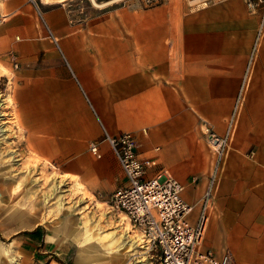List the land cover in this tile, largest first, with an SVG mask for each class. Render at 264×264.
<instances>
[{"label": "crops", "instance_id": "obj_1", "mask_svg": "<svg viewBox=\"0 0 264 264\" xmlns=\"http://www.w3.org/2000/svg\"><path fill=\"white\" fill-rule=\"evenodd\" d=\"M260 21L244 0H1L0 78L11 66L23 151L107 202L124 176L101 123L130 131L197 208L212 159L206 128L223 134L242 94L204 244L229 249L237 264H264ZM114 228L112 250L143 248H118Z\"/></svg>", "mask_w": 264, "mask_h": 264}, {"label": "rangeland", "instance_id": "obj_2", "mask_svg": "<svg viewBox=\"0 0 264 264\" xmlns=\"http://www.w3.org/2000/svg\"><path fill=\"white\" fill-rule=\"evenodd\" d=\"M3 71L9 75V79L0 78L5 112L2 121L7 128L5 137H0V244L6 251V263L27 256L25 264H159L156 256L141 252L143 248L138 247L132 255L111 249L108 235L115 225L120 226V217L128 223L121 226L133 238H138V231L124 214L110 207L109 197L103 201L75 178L70 181L50 164H42L38 157L23 151L12 67ZM58 176L65 180L60 183L61 190L44 200L43 195L51 192L50 185ZM57 197L64 201L60 209ZM77 198L83 200L73 209ZM112 234H116L115 228Z\"/></svg>", "mask_w": 264, "mask_h": 264}, {"label": "built area", "instance_id": "obj_3", "mask_svg": "<svg viewBox=\"0 0 264 264\" xmlns=\"http://www.w3.org/2000/svg\"><path fill=\"white\" fill-rule=\"evenodd\" d=\"M153 0H145L149 4ZM209 0H200L206 3ZM247 10L260 14L259 32L264 29V0H244ZM254 50L248 57L245 74L253 62ZM245 75V76H246ZM243 95L238 94L226 118L223 134L206 128L207 142L212 153L204 190L197 208L182 195L184 184L164 169L158 160L143 156L135 136L130 131L110 133L101 123L102 140L115 153L124 184L109 196L112 209L124 214L139 235L141 245L159 264H237L229 249L219 252L205 246L204 237L219 178L223 171L230 141L236 128ZM99 141H91L89 148L97 156ZM150 171H152L151 174ZM196 210L194 218L193 211Z\"/></svg>", "mask_w": 264, "mask_h": 264}, {"label": "bare ground", "instance_id": "obj_4", "mask_svg": "<svg viewBox=\"0 0 264 264\" xmlns=\"http://www.w3.org/2000/svg\"><path fill=\"white\" fill-rule=\"evenodd\" d=\"M5 115V112L3 111V99L0 98V137L4 138L7 128L4 126V123L2 121L3 117ZM51 186V192L49 194L43 195L44 200H47L51 195L56 194L58 191H60V183L57 182V178H54V182L50 185ZM58 200V206L59 209L62 208L64 201L61 197H57ZM72 208V207H71ZM116 234L118 235V238L120 239V245L119 248L127 246L128 248H135L137 246V243L139 246L145 248L144 245L140 244V241H136L135 238L129 233V231L126 228L121 229L119 225L115 226ZM139 238V235H138ZM137 238V240H138ZM136 252V251H135ZM6 251L3 250L1 244H0V264H25L24 258L22 261H19L17 259H9L8 263H6V258L4 257ZM20 258V257H19Z\"/></svg>", "mask_w": 264, "mask_h": 264}]
</instances>
